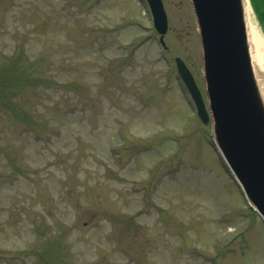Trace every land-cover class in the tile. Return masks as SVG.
Segmentation results:
<instances>
[{
	"label": "rangeland",
	"instance_id": "rangeland-1",
	"mask_svg": "<svg viewBox=\"0 0 264 264\" xmlns=\"http://www.w3.org/2000/svg\"><path fill=\"white\" fill-rule=\"evenodd\" d=\"M162 1L166 48L144 0H0V264H264L176 71L206 98L191 1Z\"/></svg>",
	"mask_w": 264,
	"mask_h": 264
},
{
	"label": "water",
	"instance_id": "water-1",
	"mask_svg": "<svg viewBox=\"0 0 264 264\" xmlns=\"http://www.w3.org/2000/svg\"><path fill=\"white\" fill-rule=\"evenodd\" d=\"M153 23L167 30L161 0H147ZM202 46L208 106L179 57L177 71L200 119L211 117L214 142L248 202L264 220V96L252 63L245 0H191Z\"/></svg>",
	"mask_w": 264,
	"mask_h": 264
},
{
	"label": "bare ground",
	"instance_id": "bare-ground-1",
	"mask_svg": "<svg viewBox=\"0 0 264 264\" xmlns=\"http://www.w3.org/2000/svg\"><path fill=\"white\" fill-rule=\"evenodd\" d=\"M245 18L251 59L264 96V38L253 20V12L249 0H245Z\"/></svg>",
	"mask_w": 264,
	"mask_h": 264
},
{
	"label": "trees",
	"instance_id": "trees-1",
	"mask_svg": "<svg viewBox=\"0 0 264 264\" xmlns=\"http://www.w3.org/2000/svg\"><path fill=\"white\" fill-rule=\"evenodd\" d=\"M261 2V8L264 7V0H260ZM251 3L253 5V8L257 14V17L259 18L260 21H262L264 25V10H260V7L258 6L256 0H251ZM263 9V8H262Z\"/></svg>",
	"mask_w": 264,
	"mask_h": 264
}]
</instances>
